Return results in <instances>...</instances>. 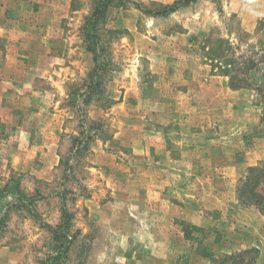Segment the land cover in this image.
<instances>
[{
    "label": "rangeland",
    "instance_id": "obj_1",
    "mask_svg": "<svg viewBox=\"0 0 264 264\" xmlns=\"http://www.w3.org/2000/svg\"><path fill=\"white\" fill-rule=\"evenodd\" d=\"M97 1L0 0V264H210L250 247L264 264V216L237 195L264 163V63L239 89L213 67L264 56V0L167 15L136 4L177 0H113L96 90Z\"/></svg>",
    "mask_w": 264,
    "mask_h": 264
},
{
    "label": "trees",
    "instance_id": "obj_2",
    "mask_svg": "<svg viewBox=\"0 0 264 264\" xmlns=\"http://www.w3.org/2000/svg\"><path fill=\"white\" fill-rule=\"evenodd\" d=\"M192 1L194 0H177L173 4L165 5L155 10H151L143 4L137 3L136 5L139 9L149 14L167 15L178 10L184 5L190 4ZM112 2L113 0H98L86 27V36L90 39L91 47L95 53L98 63V71L91 81V84L94 85L96 90L99 89V83L103 72L102 69L105 64L102 48L100 46L98 30L100 29L101 24L104 22L108 13V8ZM226 52H230L229 48L223 47L221 56L225 57ZM225 61L226 62L223 64L220 63L219 60H216V64H213V67H221L220 69L229 77L230 88L239 89L253 86L249 80L250 74L253 72V69L257 68L259 63H264V56H262V58L249 56L242 62H238L235 58H226ZM76 144H83L85 146L87 144V137L77 140ZM8 194L16 196L22 203L25 204H32L34 201L42 198V195H36L29 198L23 197L18 193L16 185L11 188ZM237 195L241 202L256 206L260 213L264 216V163L260 166H249L247 168V173L240 179V182L237 186ZM6 197L7 194L1 195L0 203L1 200L5 199ZM62 210L63 221L60 225V230L66 235L67 214L64 204ZM67 249H69L68 246L64 247L63 249L60 248L57 250L59 251L58 254L64 253ZM258 256L259 250L255 247H250L238 252L220 253L211 259L210 264H257Z\"/></svg>",
    "mask_w": 264,
    "mask_h": 264
},
{
    "label": "crops",
    "instance_id": "obj_3",
    "mask_svg": "<svg viewBox=\"0 0 264 264\" xmlns=\"http://www.w3.org/2000/svg\"><path fill=\"white\" fill-rule=\"evenodd\" d=\"M252 151H254L255 153H259V157H262V155L264 156V150H262L260 147H253Z\"/></svg>",
    "mask_w": 264,
    "mask_h": 264
}]
</instances>
